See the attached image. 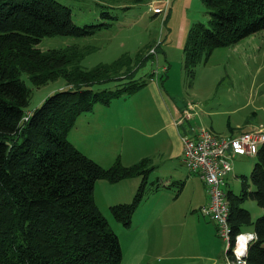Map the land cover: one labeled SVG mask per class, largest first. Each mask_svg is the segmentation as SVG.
<instances>
[{
    "label": "trees",
    "instance_id": "16d2710c",
    "mask_svg": "<svg viewBox=\"0 0 264 264\" xmlns=\"http://www.w3.org/2000/svg\"><path fill=\"white\" fill-rule=\"evenodd\" d=\"M145 1L104 0V5L126 9ZM201 2L209 18L190 25L182 49L189 79L215 48L233 45L264 28V0ZM109 25H78L70 8L56 0H0V264L121 263L118 236L95 202L94 183L141 176L130 202L110 206L111 215L128 227L144 193L151 161L143 158L126 166L116 158L102 167L66 135L76 118L95 104H108L144 85V81L131 83L130 78L151 56L140 58L139 50L134 56L122 54L111 63L84 68L81 61L93 45L72 43L48 50L36 46L45 36L84 37ZM159 46L155 45L156 51ZM131 63L138 65L133 68ZM131 66L133 73L125 76L128 85L92 88L122 80L120 74L128 70H119ZM22 73L36 87L63 78L68 88L48 95L24 120L30 89ZM254 157L250 175H241L239 193L226 192L228 223L232 238L251 226L256 239L248 244L245 262L264 264V213L253 220L241 206L250 198L264 209V143ZM226 254L232 259L230 250Z\"/></svg>",
    "mask_w": 264,
    "mask_h": 264
},
{
    "label": "rangeland",
    "instance_id": "374dc122",
    "mask_svg": "<svg viewBox=\"0 0 264 264\" xmlns=\"http://www.w3.org/2000/svg\"><path fill=\"white\" fill-rule=\"evenodd\" d=\"M56 1L70 8L71 19L78 25L98 24L102 22H110V25L108 28L96 30L93 34L84 37L69 35L45 36L36 45L41 50L64 47L72 43L93 45L94 49L81 61V65L84 68H92L98 63H111L122 54L134 56L140 50V58L145 55H150L151 57L149 61L143 62L135 72L134 77L130 78L131 83L147 81L150 75L154 76L153 69H157L158 74L152 80L155 82L160 76L163 77L162 79L160 78V81L158 80L157 84H159L162 95L170 107L172 104L195 103L194 105L198 108H219L223 113L219 115L214 113L212 118L215 119L220 128L225 127L228 123L231 125H235L236 123L241 124L244 117L239 114L243 112L255 111L259 119L264 121V28L253 35V40L251 37H245V39L243 38L244 41H241L232 49H226V47L216 49L217 51L212 53L205 63L202 62L196 66L194 76L189 79L183 69L182 48L177 46L176 41L181 20L179 16V1L174 4L172 17L170 16L171 19L169 18V21H165L164 17L167 14L169 0H148L126 9L105 6L104 0ZM164 1H166V4L168 3V6L166 11L162 13L163 21L161 22V18L152 17L149 14L150 11L147 3H150L154 7ZM101 12H105V15L101 16ZM106 14L112 17L108 18ZM187 14L192 23H206L209 18L208 8L201 0H191ZM168 28H171V33L175 34L174 38L168 36L165 39V34L163 33L165 31L168 32ZM159 43L160 46L158 47V51H156L155 45ZM148 44H151V46L145 47ZM162 49L164 50L163 54L165 53L167 56L166 61L162 57ZM155 55H157V60ZM137 65H133L134 67H122L119 73L128 70L126 73L120 74L123 77L122 80L95 84L92 88L100 90L103 88H115L114 86L120 83L127 84L126 82L129 79L125 78V76L131 74V72L133 73V68H136ZM167 65L169 66L168 69ZM21 77L30 89L28 105L25 107L24 120L28 118L30 112L41 105L48 95L57 90L68 88L63 78H58L36 87L32 85L25 73H22ZM149 87L150 85L144 88L139 87L132 93L122 94L117 98H113L111 104L114 106L130 107L127 110L130 111L126 115L127 121L134 115L141 118L139 122L148 118L149 121L147 122H151L152 126H159V115L154 107L156 102H154L153 94ZM132 106L136 112L134 114H131ZM237 107H240L239 109L241 110L237 109L239 110L238 113L237 110L233 112ZM112 114L104 115L98 113L97 116L91 112L81 114L76 118L75 124L66 135L67 139L79 151L102 167H106L110 162L109 158L116 154H121L127 161L129 159V152H133L135 147L138 146L137 144H140L136 136L147 138L143 137L136 130L134 134V130L131 129L129 123L126 122L127 125L121 124L120 121L118 123ZM201 117L203 120L199 119L201 120L200 122L208 127L207 116L201 115ZM163 134L164 132H157L150 138L153 141L161 140L164 136ZM153 144L154 142L148 144L147 149H149V146L154 149ZM237 155L239 156V154ZM240 159L248 163V168H245L246 164L244 162L238 168L241 171L234 169L232 170L233 172L230 171L231 173L229 172L230 174L228 173L225 176V179H228L227 186L229 185V189L235 193H238L240 190V176L245 175L248 177L252 169L251 165L255 161V158H251L250 156H241ZM230 162L232 161L230 160ZM170 165L171 163L167 162L160 163L155 170L150 172L144 193L131 217V223L128 227L123 226L111 215L109 203L110 201L114 204L121 201L130 202L136 192L137 186L141 182V176L136 175L131 178H124L122 181L114 183H109L105 179H97L94 183L93 194L95 202L107 219L110 229L118 236L122 253L125 255V261L135 247L140 251L144 250V253L130 258L131 262L126 264H133L136 258H142L143 256V264H147L146 262H149L148 264H165L175 260L162 259L156 256L157 242L152 240L155 239L154 235L150 236L151 226L143 222V219L147 216L163 212L164 204L169 205L167 212H171L172 216H174L183 214L190 203L189 197H192L191 184L184 186L183 183L178 184L174 182L171 183L169 188L162 187L161 184L165 180L170 181L172 178V180L176 179L184 182V178L189 177V169L179 160L178 163L176 161L178 173H169L168 167ZM191 176L198 179V175L195 173H192ZM101 181L103 183L100 184ZM108 184L111 185L110 189L107 188ZM202 186L203 183L198 179L196 188L201 190ZM227 186H223L224 189H227ZM174 195H176L175 198ZM193 197L195 200L198 199L197 193ZM241 206L250 212L253 220L264 213V209L259 207L250 198H245ZM156 220L158 219L156 218ZM250 228L251 226H245V229ZM154 229L159 230L157 224H155ZM142 234L150 236V239H142ZM217 238L221 244V249H223L222 254L225 255L227 264L230 257L229 254H226L225 243L219 236ZM203 247L208 249L206 245ZM214 250L211 249V251ZM170 256L171 254H169ZM125 261L123 264H125ZM187 261L181 257L175 260V264H186ZM197 262V264H202L201 260H197Z\"/></svg>",
    "mask_w": 264,
    "mask_h": 264
},
{
    "label": "crops",
    "instance_id": "0c3cea01",
    "mask_svg": "<svg viewBox=\"0 0 264 264\" xmlns=\"http://www.w3.org/2000/svg\"><path fill=\"white\" fill-rule=\"evenodd\" d=\"M178 1H179V6H180L179 16L181 20L179 24L180 29L177 31V35H176V41H177V46L183 49L187 31L190 25L192 24L187 14V9L189 8V3L191 0H169L167 14L164 17H165V21H169L171 19L174 4H176ZM147 4H148V9L150 11V12L148 11L149 14H151L152 17L161 18V22H162L163 21L162 14H154L152 12V8H153L152 5L150 3H147ZM171 32H172L171 28L170 29L168 28V32L165 31V33H163L165 34V39L168 36H171L172 38H174L175 34L174 33L172 34ZM254 34L246 38H250V37L252 38ZM253 39L254 38H252V40ZM241 41H244V40L241 39L239 42L233 45L227 46L226 49H232L233 47H236L237 44L240 43ZM247 43H250V42H247ZM220 48H223V47L215 48L212 51V53L217 51L216 49H220ZM163 52L164 50L162 49V57L166 61L167 56L165 53L163 54ZM155 56L157 60V55ZM168 68L169 66L167 65V69ZM154 77L155 76L150 77L147 81H144L145 82L144 85H142L140 88L142 87L144 88L145 86L150 85L149 89L151 93L153 94L154 102H156L154 107L160 119L159 126H154V125L152 126L151 122H147L149 121L148 118L146 120H143L142 122H139L140 121L139 119L141 118L135 117L134 115H132L127 121L126 115H127V112H130L127 110L130 109V107L117 106V105L114 106L111 104L112 100L108 104L94 105L95 107H93V110L90 111L96 116L98 113L104 114V115L113 113L112 116H115L118 123L120 121L121 124L123 123L124 125H127L126 124L127 122L129 123L131 129L134 130V134L136 130L137 132H139V134H142L143 137H147V138H139L140 136H136L140 144H137L138 146L135 147V150L133 152H129V159L127 161L121 156V154H116V155L111 156V158H109L110 162L106 167H109L110 165H112L113 162L116 160V158H119L121 163L126 166L134 164L143 158H149L151 161L150 163L151 171L155 170V168H157V166L160 163L167 162V163H171V165L168 167L169 173L176 174L178 173L176 169V161L178 163V160H179L180 162L183 163L182 161V153H183L182 136L185 134L192 135L194 131L197 129V127L199 126L206 127L217 135L233 136V135H237L239 133L245 132V131H251L255 129L257 126H259V124H264V121L259 119L257 112L250 111V112H243L242 114H239L240 116L244 117L241 124L236 123L235 125H231L230 123H228L225 127L220 128L217 122L215 121V119L212 118V115L214 113L218 115L223 113V111L219 108H212V109L203 108V107L198 108L197 106L194 105L195 103H189V104L179 103L176 105L172 104V106L170 107V105L165 101L162 95L159 84H157L158 80L160 81V79H157L154 82V80H152L154 79ZM189 105H192L190 117L188 119H184V116H183L184 109L189 108ZM239 108L240 107H237L236 109L233 110V112ZM133 109L134 108L132 106L131 114L136 113ZM239 110H237V113ZM90 112H87V113H90ZM201 115L207 116L208 127L200 122L201 120H203ZM157 132H164L163 134L164 136L162 137V139L154 140V141L151 140L150 137H153V135ZM151 142L152 143L154 142L153 144L154 149L151 146H149V149H147V145L152 144ZM241 156H245V155H239V156L232 155L231 156L230 160L232 162H231L230 171L234 169L241 171L238 168L240 167L242 163L245 162L244 160L240 159ZM159 161L160 163H158ZM245 164H246L245 168L246 167L248 168L249 166L248 163L245 162ZM150 172L148 173L147 178L150 175ZM192 173L197 174L196 172L188 170L189 177H185L184 182L181 180H176V179L172 180L171 178L170 181L165 180V182L161 184L163 188H169L171 183H174V182L178 184L183 183L184 186L186 184L187 185L191 184L192 197H189L190 203L188 207L185 209L184 213L181 215L172 216L171 212H167V210L169 209V205L164 204L163 212L161 211L155 215L147 216L146 218L143 219V222L151 226L150 230H151L152 235L150 234V236L154 235L155 237V239H152V240L154 242H157L156 256H158L159 258H162V259L168 258L169 260L171 259L177 260L183 257L185 258V260H188L186 264H197L198 263L197 260H201L202 264H226V258H225V255L222 254L223 249H221V244L217 238L218 236L216 233L214 222L208 217L203 216L199 210L200 207L207 202L208 192L206 189V185L203 182V180L199 177V175L197 174L198 179L203 183V186L201 190L196 188V182H198V179L191 176ZM227 180L228 179H225L224 186H227L228 184ZM119 181H122V179ZM101 183H103V181H101L100 184ZM109 183H114V182H109ZM110 187L111 185L108 184L107 188L110 189ZM226 188L227 189H224L225 192L232 191L231 189H229V185ZM240 189H241V176H240ZM195 193H197V196H198V199L196 200L193 197ZM175 197L176 195H174V198ZM113 202H116V201H113ZM126 202L127 201L125 202L121 201V202H116L115 204L126 203ZM109 204H110L109 208L111 205H114L112 201H110ZM156 218L158 220H156ZM155 224L158 225L159 230L154 229ZM155 231H156V234H155ZM244 231H252V228L245 229ZM150 236H145L144 234H142V239L149 240ZM204 245L208 246V249H205L203 247ZM216 245H217V248H216ZM211 249H215V250L211 251ZM181 250H185V251H181ZM141 253H144V250L140 251L137 247H135L130 252L129 257L126 261H125V255H123L120 264H123L124 261H125V264L130 263L131 262L130 258L141 255ZM169 254H171L170 257H169ZM143 259H144V256L142 258H136L133 261V264H143L142 263ZM175 260L171 263L168 262L165 264H175ZM146 263L148 264L149 262H146ZM177 264H182V263H177Z\"/></svg>",
    "mask_w": 264,
    "mask_h": 264
},
{
    "label": "built area",
    "instance_id": "2783aa9c",
    "mask_svg": "<svg viewBox=\"0 0 264 264\" xmlns=\"http://www.w3.org/2000/svg\"><path fill=\"white\" fill-rule=\"evenodd\" d=\"M166 1L152 8L154 14L166 11ZM165 69V67H163ZM154 76L158 74L153 69ZM191 106L185 108L184 119L190 117ZM184 165L196 172L206 185L208 192L207 202L200 207L203 216L213 220L217 236L225 243L226 249L231 251L232 259L227 264H246L245 256L248 244L256 239L254 231H242L232 238L228 223L229 207L226 201V192L223 188L224 178L231 170V156L245 155L254 157L264 143V124H259L251 131L237 135H217L210 129L199 126L192 135L182 136ZM251 234V239L241 240ZM243 244V248L241 245Z\"/></svg>",
    "mask_w": 264,
    "mask_h": 264
},
{
    "label": "clouds",
    "instance_id": "9594fccd",
    "mask_svg": "<svg viewBox=\"0 0 264 264\" xmlns=\"http://www.w3.org/2000/svg\"><path fill=\"white\" fill-rule=\"evenodd\" d=\"M251 234H249L247 237H241V240H245V239H251ZM241 248H243V244L241 245Z\"/></svg>",
    "mask_w": 264,
    "mask_h": 264
}]
</instances>
